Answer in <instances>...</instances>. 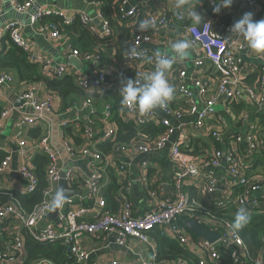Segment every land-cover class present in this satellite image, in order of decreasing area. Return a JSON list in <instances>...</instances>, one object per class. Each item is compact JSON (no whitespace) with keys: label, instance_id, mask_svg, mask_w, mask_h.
<instances>
[{"label":"built area","instance_id":"built-area-1","mask_svg":"<svg viewBox=\"0 0 264 264\" xmlns=\"http://www.w3.org/2000/svg\"><path fill=\"white\" fill-rule=\"evenodd\" d=\"M153 1L159 3L161 0ZM216 1L206 0L207 7H214ZM237 1L242 2L246 13H253V19L264 13V0ZM33 2L11 0L10 6L24 14ZM87 2L99 7L96 18L100 25L98 27L84 13H77L79 20L87 25L97 46L113 44L114 34L103 17L100 2ZM130 3L131 0H121L115 13L119 22L133 28V35L120 53L115 52L110 66L98 68L101 58L97 51L81 55L67 45L66 55L78 58L88 69L86 74L69 63H53L34 52L21 34L17 21H9L0 31V49L3 36L8 34L9 40L27 54L29 61L39 66L41 73L54 78L71 75L86 94L109 90L119 92L123 78L142 79L154 71L156 49L151 48L162 46L172 49L171 44L179 39L192 44L190 64L176 62L166 73L176 91L174 99L165 108L141 115L137 108L122 105L123 121L136 127L152 125L161 130L159 134L153 137L139 135L127 147L114 145L109 153L97 148L99 142L111 139L116 132V126L110 121L111 107L108 104L97 109L100 129L96 119L89 116L91 111H95L90 100L66 112L56 113L58 107L54 106L53 98L38 96L33 87L20 94L19 99L23 101L20 106L8 103L2 107L0 131L9 118L16 119L18 129L14 146L0 149L5 152L0 163V180L15 173L24 182L17 190L32 192L37 185V176L30 161L33 154L40 151L48 159L45 167L48 187L42 201L29 214L12 202L0 206V238L5 246L0 252V264H20L24 260L22 228L35 242L60 241L72 264H189L183 259L158 258L156 245L146 233L155 227L187 248L197 258L198 264H221V254L232 264H264V244L255 260L248 261L246 246L237 231L231 229L232 223L215 218L209 212L212 206L236 210L243 207L249 214L264 213V168L256 165L258 158H264V63L258 67L250 65L252 70L245 71L241 53L248 47L243 37L231 32L235 22L216 29L209 20L194 24L190 19L191 13L196 11L194 7L177 11L169 17L161 10L153 12L143 5ZM139 12L144 19L153 20L156 27L146 32L138 31ZM49 14L61 16L65 24L76 16L39 9L30 15V21ZM174 22L182 25L173 27ZM43 27L50 31L52 38L62 35L54 24L46 23ZM130 46L137 48L139 57H127L126 49ZM250 76H253L251 81H246ZM13 80V74L0 72V87H9ZM232 104H242L244 108L235 113ZM218 106L220 110H217ZM42 110L58 119L56 138L59 149L51 142L53 120L42 115ZM65 114L69 118L60 119ZM38 123L47 126L46 133L39 141L27 140L23 136L25 127ZM66 127L77 132L84 143L75 144L72 138L67 137ZM99 133L100 136L96 137ZM206 137L213 138L219 147L210 146L194 155L193 144ZM164 150H167L173 194L155 202L142 214H136L132 202L119 194V211L116 214L104 211L105 200L100 189L107 183L105 168L114 171L121 188H129L128 181L123 186L126 177L124 157L133 155L145 171L150 158ZM62 178L69 190L73 180L81 179V183L73 196L60 197L56 219L49 220L47 216L53 197L59 195L58 181ZM156 181L160 183L157 178ZM143 185L149 187L146 175ZM186 186L193 187L201 201L191 199L183 190ZM80 188H84L82 194H79ZM0 190L7 193L12 189ZM149 194L153 196L154 192ZM185 220H194L216 232L218 238L211 242L193 235L185 227L181 228V221ZM85 240L98 244L87 247L83 243ZM111 247L118 250L119 258L104 256ZM35 264L52 263L40 260Z\"/></svg>","mask_w":264,"mask_h":264},{"label":"trees","instance_id":"trees-1","mask_svg":"<svg viewBox=\"0 0 264 264\" xmlns=\"http://www.w3.org/2000/svg\"><path fill=\"white\" fill-rule=\"evenodd\" d=\"M22 1V0H21ZM100 2V10L103 17L108 22L113 34V44L105 45L102 47L97 46L96 40L92 37L87 29V25L79 20L76 15L69 24H65L58 15H46L39 20L42 24H54L57 27L59 33L70 38V45L72 49H75L79 54L84 55L86 53H92L97 51L100 54V64L98 68H105L110 66L115 57V52H121L123 46L132 38L133 28L123 25L118 21L116 17V7L121 0H98ZM237 0H233V4ZM219 3L216 1L214 7ZM230 6V7H231ZM213 7V9H214ZM168 16H171L167 13ZM142 13L139 12L137 17L136 27L141 20H143ZM182 25V23H173V27ZM125 71V70H124ZM0 72H9L15 75L19 82L25 84L43 83L46 85V96L52 98H58L59 106L56 113H62L70 110L74 106H80L85 100L91 101V107L95 108V111H91L89 116L96 119L98 129L101 128V124L98 120V110L102 105L108 104L111 107L110 121L116 126V132L114 136L105 141H101L97 144V148L103 153H109L114 145L127 147V145L139 135L156 136L161 131L152 125L143 127H136L131 122H125L122 119L124 113L121 96L118 91L109 90L100 93H84L83 90L75 83L73 76L65 75L62 78H54L46 76L40 72L39 66L28 60L27 54L9 40L8 34H5L2 38V47L0 49ZM253 76L247 77L248 82L251 81ZM125 79V78H123ZM233 112L238 113L244 108L242 104H232ZM2 106L0 104V112ZM28 130H24L23 136L29 141H39L40 138L46 133L47 126L43 123L27 127ZM65 134L67 137L72 138L75 144H83L84 140H81L77 132H74L70 127L65 128ZM100 133L96 135L99 137ZM210 146L219 147L218 142L213 138L206 137L205 140L200 139L199 142L193 144V154L202 153ZM32 157L30 163L37 176V185L32 192L21 193L17 189L8 190L7 193L0 190V206L12 202L17 205V208L29 214L35 205L40 203L43 199V193L48 187V183L45 179V167L48 163L47 156L40 151H36ZM5 156V152L0 150V163ZM256 165L264 168V158H258ZM148 168V167H147ZM107 183L100 191L105 200L104 211L109 214H116L121 207V194L125 188L119 184V178L115 175L109 167L105 168ZM146 179L149 182V188H154L155 181L154 175L150 168L146 169ZM126 175V174H125ZM127 177H125L123 186L126 185ZM81 183V179H75L71 182V190L77 189L78 184ZM191 199H197L196 192L193 187L186 186L183 188ZM201 201V200H200ZM203 204V203H202ZM238 210L229 207L226 209L209 207L211 215L218 219L229 220L233 222L234 216ZM249 223L241 230L237 231L246 246L247 260L252 261L258 256L259 250L264 244V213L249 214ZM148 236L154 241L158 253L159 259H183L189 264H198V260L193 256L190 251L178 244V242L169 235H164L160 228H152L146 232ZM20 234L23 237V249L24 260L20 264H35L40 260H47L52 264H72V259L67 256L65 246L60 242H35L28 233L22 228Z\"/></svg>","mask_w":264,"mask_h":264},{"label":"crops","instance_id":"crops-1","mask_svg":"<svg viewBox=\"0 0 264 264\" xmlns=\"http://www.w3.org/2000/svg\"><path fill=\"white\" fill-rule=\"evenodd\" d=\"M10 3L11 0H0V31H3L5 25L9 21H17L18 26L20 27L21 34L25 37L34 52L43 55L53 63H69L70 57L66 55V51L68 50L67 45L69 44L70 46V38L63 34L59 38H52L50 35V31L43 27L44 24H42L40 20L31 22L30 20L27 21L26 18H13L11 15H9V13L5 11V8H7ZM176 3L177 0H161L159 3H156L153 0H131L130 4L143 5L153 12H158L161 10L164 13H168L169 15H172L177 11L185 10L189 7H194L196 9V12L202 16V20H209L212 26L216 29H219L227 23L237 22L242 17V15L246 13L245 7L243 6L242 2L238 1H236L231 7H221V11L218 14L214 13L213 7H207L206 0H186L182 8H177ZM39 9L43 11H59L69 17H73L74 15H77V13H84L89 16L98 27L100 25V20L96 18L99 7L94 4H90L89 2H87V0H34L33 5L27 11V13H30V11L35 13ZM262 19H264V13H261L258 17L254 18V20L256 21ZM151 49H156V51H163L169 56L174 55L172 49L170 48L157 46ZM191 56L192 48L189 49L188 56L183 61L178 62L189 65ZM241 56L245 61L244 69L246 72H250L252 70V67L250 65H256L258 67V65L264 63V56H258L249 48L243 50ZM83 67L85 68L86 66ZM87 72V68L82 71V73L84 74H86ZM29 87L35 88L37 90L38 96L40 97L48 95L45 84H25L19 82L14 75V80L9 87H0L1 106L3 107L8 103L15 104V101L19 99L20 94ZM53 101L54 106L58 107V98L54 97ZM62 118L68 119L69 115L65 114L60 117V119ZM17 129L16 119L9 118L5 122L2 130L0 131L1 150L14 146ZM27 130L28 128L25 127V131ZM166 152L167 150H164L161 154L155 155L150 158L148 168L153 171V180L156 183L155 186H153L154 188H146L143 185L144 176L147 175V172L146 170L143 171V169L140 167L138 159L134 158L133 155H127L124 157V161L126 163V177L127 181L129 182V188H125L123 194H120L123 196V198L132 202L136 214H142L143 212L147 211L155 202L164 200L166 199V197H169L173 194L171 188V173L168 170L169 163L167 160ZM156 178L161 184L156 181ZM23 184L24 182L22 180L12 174L4 176L3 179L0 180V188L3 189H20L22 188ZM83 191L84 188H80L79 194H82ZM150 192H154V195L151 196L149 194ZM182 222L183 221H181V228L184 229ZM171 234L173 233H170V235ZM83 243L87 247H94L98 244L88 240H85ZM4 247V240L0 238V252L4 249ZM196 250L198 251V249ZM117 251L118 250L116 248L111 247L106 252H104V256H113L115 258H119L120 253ZM221 258V264H232L224 254H221Z\"/></svg>","mask_w":264,"mask_h":264},{"label":"clouds","instance_id":"clouds-1","mask_svg":"<svg viewBox=\"0 0 264 264\" xmlns=\"http://www.w3.org/2000/svg\"><path fill=\"white\" fill-rule=\"evenodd\" d=\"M186 0H177L176 7L182 8ZM233 0H219L214 7V13H220L221 7H230ZM190 19L194 24L199 25L202 16L193 11ZM156 27L151 19H143L137 25L140 32H146ZM231 32L243 37L246 46L258 56H264V19L256 21L253 19V13H245L242 18L235 22ZM174 55L169 56L161 53L159 50L155 53V70L144 75L142 79L125 78L121 82L119 94L121 104L128 108H137L141 115L151 113L153 110L163 109L174 99L175 87L169 83L166 73L172 68L173 64L183 61L189 54L192 44L183 39L176 40L171 44ZM126 55L129 58L140 56V52L135 46L126 49ZM149 63L151 59L149 58ZM249 213L246 208L241 207L236 212L231 229L239 231L249 223Z\"/></svg>","mask_w":264,"mask_h":264},{"label":"water","instance_id":"water-1","mask_svg":"<svg viewBox=\"0 0 264 264\" xmlns=\"http://www.w3.org/2000/svg\"><path fill=\"white\" fill-rule=\"evenodd\" d=\"M5 11L7 13H9V15H11L13 18H26L27 21L30 20L29 17L33 13L31 11H30V13H26V14L18 13V12H16L13 9L11 10L10 5L7 6V8H5ZM69 64L72 65L77 70H80V71L81 70L82 71L85 70V68L83 67V63L78 58L70 57L69 58ZM22 103H23V101L21 99H17L15 101L14 105L15 106H20ZM40 113L42 115H44V116H46V117H48V118L53 120L51 142H52V144H54L56 146L57 149H59V146H58V143H57V138H56L58 119L53 117L49 112H47L45 110L40 111ZM12 175L18 177V175L15 174V173H13ZM58 187H59V195H56V196L53 197L52 208H51V210H50V212L48 213V216H47V218L49 220H55L56 219L57 211H58L59 205H60V197L66 198L68 196H73L74 194L77 193V190H69V189H67V183H66V181L63 178L58 181ZM183 226L189 232H191L193 235L201 237V238H204V239L209 240L211 242L215 241L218 238V234L216 232H213V231L203 227L202 225L198 224L194 220H185L183 222Z\"/></svg>","mask_w":264,"mask_h":264},{"label":"rangeland","instance_id":"rangeland-1","mask_svg":"<svg viewBox=\"0 0 264 264\" xmlns=\"http://www.w3.org/2000/svg\"><path fill=\"white\" fill-rule=\"evenodd\" d=\"M217 110H220V107L219 106L217 107Z\"/></svg>","mask_w":264,"mask_h":264}]
</instances>
